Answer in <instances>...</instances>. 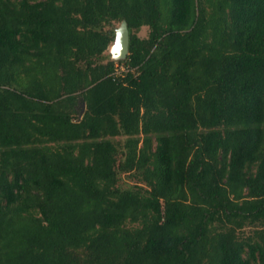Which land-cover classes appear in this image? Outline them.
Segmentation results:
<instances>
[{"label": "trees", "instance_id": "1", "mask_svg": "<svg viewBox=\"0 0 264 264\" xmlns=\"http://www.w3.org/2000/svg\"><path fill=\"white\" fill-rule=\"evenodd\" d=\"M0 264H264V0H0Z\"/></svg>", "mask_w": 264, "mask_h": 264}, {"label": "rangeland", "instance_id": "2", "mask_svg": "<svg viewBox=\"0 0 264 264\" xmlns=\"http://www.w3.org/2000/svg\"><path fill=\"white\" fill-rule=\"evenodd\" d=\"M11 1L20 2L21 0H11ZM30 1L31 2H39L41 0H30ZM121 24H122V22H120V23L114 22L112 26H106L104 29L105 30L113 29L115 31V36H116V32L121 27ZM149 33H150L149 27L144 26L137 32V36H139L141 39H145V38H148ZM114 44H115V40H114V42H112V44L110 45L108 50L104 53L100 62H102L103 64H106V63L111 62V61L114 62L116 73L121 74V73L126 71V67L120 63L121 60L114 58L113 53H112V49H113ZM19 73H20V75L23 76L22 78L25 77L24 76V74H25L24 70L20 69ZM30 73H31V76H33V75L37 74L38 71L36 70V68H34V69H32V72H30ZM82 105H83V103H82ZM82 105H81L80 111L76 115L78 118L77 121L81 120L80 114L82 111ZM139 137L141 138L139 148H141L143 145V136L140 135ZM114 140L116 142L117 141L120 142L119 144H121V147H120L119 157L122 159H125V157L122 156V152H127V149L125 148V143L128 140V137L127 136H119L117 138H114ZM156 145H157V142L154 139L153 140V149L156 147ZM252 170L255 172V168H253ZM140 184L141 183H140L139 178L136 176V172H123L120 175L119 186H121L122 188H131V187H134L135 185H140ZM163 206H164V203H162V207ZM255 231H256V229H254L253 227H246L241 231L239 230L237 232V235L241 240H246L248 237L253 236ZM81 256H83V255H81Z\"/></svg>", "mask_w": 264, "mask_h": 264}, {"label": "water", "instance_id": "3", "mask_svg": "<svg viewBox=\"0 0 264 264\" xmlns=\"http://www.w3.org/2000/svg\"><path fill=\"white\" fill-rule=\"evenodd\" d=\"M129 47H130V32L128 28L127 21H123L121 27L117 30L115 36V44L112 49V53L114 58L118 60H125L129 55ZM86 110V104L82 105L81 111V119Z\"/></svg>", "mask_w": 264, "mask_h": 264}]
</instances>
